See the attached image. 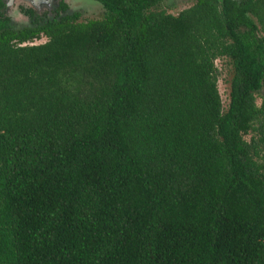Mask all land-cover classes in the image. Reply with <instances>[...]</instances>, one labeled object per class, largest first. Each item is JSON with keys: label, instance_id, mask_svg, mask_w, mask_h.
Instances as JSON below:
<instances>
[{"label": "trees", "instance_id": "16d2710c", "mask_svg": "<svg viewBox=\"0 0 264 264\" xmlns=\"http://www.w3.org/2000/svg\"><path fill=\"white\" fill-rule=\"evenodd\" d=\"M93 1L0 0V264H264V0Z\"/></svg>", "mask_w": 264, "mask_h": 264}, {"label": "rangeland", "instance_id": "374dc122", "mask_svg": "<svg viewBox=\"0 0 264 264\" xmlns=\"http://www.w3.org/2000/svg\"><path fill=\"white\" fill-rule=\"evenodd\" d=\"M57 0H5V13L9 16L11 24L14 28H19L29 24V18L24 14L23 10L31 9L37 13L49 12L56 4ZM67 4L68 11H76L80 14L79 21H87L93 19H101L104 10L101 5L93 0H64ZM195 0H161L156 10H163L166 13L176 15L179 11L190 7ZM45 37H40L33 41L35 44L45 42ZM214 66L217 74V89L219 92L222 109L226 108L228 103L230 78V64L224 58L214 60ZM260 99L256 97V104ZM249 139V135L244 137Z\"/></svg>", "mask_w": 264, "mask_h": 264}, {"label": "flooded vegetation", "instance_id": "af4514ba", "mask_svg": "<svg viewBox=\"0 0 264 264\" xmlns=\"http://www.w3.org/2000/svg\"><path fill=\"white\" fill-rule=\"evenodd\" d=\"M58 1V0H57ZM57 1H56V4H57ZM56 4L50 9L49 12H43V13H47V14H50L51 10L56 6ZM37 13V12H36ZM38 14H42V13H38Z\"/></svg>", "mask_w": 264, "mask_h": 264}, {"label": "water", "instance_id": "95a60500", "mask_svg": "<svg viewBox=\"0 0 264 264\" xmlns=\"http://www.w3.org/2000/svg\"><path fill=\"white\" fill-rule=\"evenodd\" d=\"M238 1V0H237Z\"/></svg>", "mask_w": 264, "mask_h": 264}]
</instances>
